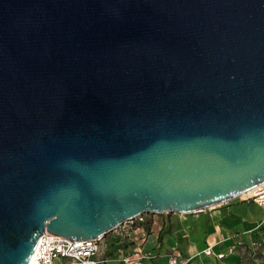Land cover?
Returning <instances> with one entry per match:
<instances>
[{
  "label": "water",
  "instance_id": "obj_1",
  "mask_svg": "<svg viewBox=\"0 0 264 264\" xmlns=\"http://www.w3.org/2000/svg\"><path fill=\"white\" fill-rule=\"evenodd\" d=\"M264 182V0H0V264Z\"/></svg>",
  "mask_w": 264,
  "mask_h": 264
},
{
  "label": "crops",
  "instance_id": "obj_2",
  "mask_svg": "<svg viewBox=\"0 0 264 264\" xmlns=\"http://www.w3.org/2000/svg\"><path fill=\"white\" fill-rule=\"evenodd\" d=\"M243 205L256 210L260 221L264 222L261 207L249 202H244ZM234 219L236 221L233 223L237 225L245 221L231 210L230 206H227L219 218L215 217L210 221L205 217H184V214L179 213H146L144 222L134 230L133 239L118 240L112 233L105 237L106 252L113 258L108 264H120L116 251L119 248H122L124 253L141 249L145 256L140 264H167V254L171 251L190 257L189 264H223L241 261V254L238 252L227 254L222 261L202 253L209 245L212 246L215 254L225 252L234 243L233 238L228 236L229 230L226 229L229 224L233 225L231 221ZM220 222L222 225L219 224Z\"/></svg>",
  "mask_w": 264,
  "mask_h": 264
},
{
  "label": "built area",
  "instance_id": "obj_3",
  "mask_svg": "<svg viewBox=\"0 0 264 264\" xmlns=\"http://www.w3.org/2000/svg\"><path fill=\"white\" fill-rule=\"evenodd\" d=\"M237 199L261 207L264 214V182ZM144 216L145 214H138L95 239L70 240L59 235H47L44 232L38 238L27 264H108L113 261V258L106 252L105 237L112 233L118 240L133 239L134 230L144 222ZM116 251L120 264H140L145 256L141 249L128 253H124L122 248ZM202 253L206 256H214L218 260H222L225 256L224 252L215 254L211 245L206 247ZM190 261V257H184L175 251L167 254V264H189Z\"/></svg>",
  "mask_w": 264,
  "mask_h": 264
},
{
  "label": "rangeland",
  "instance_id": "obj_4",
  "mask_svg": "<svg viewBox=\"0 0 264 264\" xmlns=\"http://www.w3.org/2000/svg\"><path fill=\"white\" fill-rule=\"evenodd\" d=\"M244 202L235 198L218 207H209L195 213L184 214V217H205L210 221L215 217L219 218L227 206H230L231 210L245 219L241 225L234 224L236 221L234 219L231 221L234 222L233 225L229 224L230 226L226 228L229 230L228 236L233 238L234 243L228 247L226 253L224 252L225 256L238 252L241 254V261L223 264H264V222L260 221L257 211L248 205H243ZM219 224L222 225L221 222Z\"/></svg>",
  "mask_w": 264,
  "mask_h": 264
},
{
  "label": "bare ground",
  "instance_id": "obj_5",
  "mask_svg": "<svg viewBox=\"0 0 264 264\" xmlns=\"http://www.w3.org/2000/svg\"><path fill=\"white\" fill-rule=\"evenodd\" d=\"M216 206V205H215Z\"/></svg>",
  "mask_w": 264,
  "mask_h": 264
}]
</instances>
